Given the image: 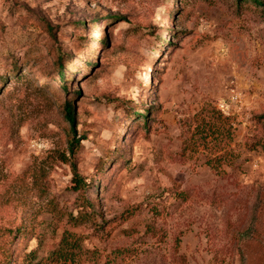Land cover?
Instances as JSON below:
<instances>
[{"label":"rangeland","instance_id":"obj_1","mask_svg":"<svg viewBox=\"0 0 264 264\" xmlns=\"http://www.w3.org/2000/svg\"><path fill=\"white\" fill-rule=\"evenodd\" d=\"M256 2L0 0V264H44L66 231L80 264H264Z\"/></svg>","mask_w":264,"mask_h":264},{"label":"trees","instance_id":"obj_2","mask_svg":"<svg viewBox=\"0 0 264 264\" xmlns=\"http://www.w3.org/2000/svg\"><path fill=\"white\" fill-rule=\"evenodd\" d=\"M257 1V0H253ZM258 0L256 3H261ZM60 70V78L62 79V87L64 91H68L67 82L63 73V61L60 59L57 64ZM64 115L67 123L69 124V130L72 134H75L76 130V115L74 106L71 101L67 100L63 105ZM78 142L75 137H72L69 143L70 156H62L63 161L68 163L71 168V191L77 194L76 198V212H70L67 214V222L72 227H79L87 224L91 221L92 215V202L87 197L91 184L87 179L80 175L77 170V165L72 159ZM264 147V144H262ZM81 238L72 232H63L61 239L54 250L50 252L44 264H80L81 255L84 249L82 248Z\"/></svg>","mask_w":264,"mask_h":264}]
</instances>
